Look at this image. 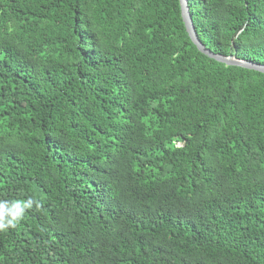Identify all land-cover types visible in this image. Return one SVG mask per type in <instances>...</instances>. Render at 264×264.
<instances>
[{"label":"trees","instance_id":"16d2710c","mask_svg":"<svg viewBox=\"0 0 264 264\" xmlns=\"http://www.w3.org/2000/svg\"><path fill=\"white\" fill-rule=\"evenodd\" d=\"M264 65V0H186ZM0 264H264V74L179 0H0Z\"/></svg>","mask_w":264,"mask_h":264},{"label":"water","instance_id":"95a60500","mask_svg":"<svg viewBox=\"0 0 264 264\" xmlns=\"http://www.w3.org/2000/svg\"><path fill=\"white\" fill-rule=\"evenodd\" d=\"M179 5H180L181 17H182V21H183L184 26H185V30H186L188 37L190 38L192 44L197 48V50L199 52H201L202 54L208 56L209 58H212L215 61H218V62L223 63L225 65L238 66V67L254 70V71H257V72L264 74V65L255 64V63H252V62H249L246 60L236 59L234 56L224 57L221 55H215V54L211 53L209 50L205 49V47L202 45V43L199 41V39L196 35L195 29H194L192 21H191L187 1L186 0H179Z\"/></svg>","mask_w":264,"mask_h":264},{"label":"clouds","instance_id":"9594fccd","mask_svg":"<svg viewBox=\"0 0 264 264\" xmlns=\"http://www.w3.org/2000/svg\"><path fill=\"white\" fill-rule=\"evenodd\" d=\"M41 212L43 204L29 198L26 201L0 202V232H6L9 229L15 230L24 220L26 214L31 211Z\"/></svg>","mask_w":264,"mask_h":264}]
</instances>
